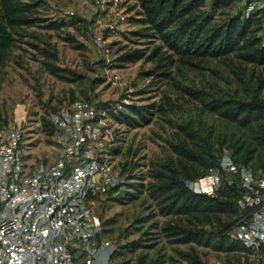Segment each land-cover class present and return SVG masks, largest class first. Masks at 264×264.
<instances>
[{
    "label": "rangeland",
    "instance_id": "1",
    "mask_svg": "<svg viewBox=\"0 0 264 264\" xmlns=\"http://www.w3.org/2000/svg\"><path fill=\"white\" fill-rule=\"evenodd\" d=\"M140 9L138 0H110L104 9L95 0H43L24 13L29 23L8 25L16 41L0 64V124H16L30 161L50 162L58 154L56 107L73 98L114 110L130 106L120 116L105 114L115 140L111 152L125 176L97 207L116 263L240 264L255 255L234 237L228 209L168 212L170 200L153 192L174 167L200 173L205 166L197 157L204 150L248 155L250 164L264 165V58L251 53L264 46V19L238 44L217 47L210 36L243 18L242 2L205 0L188 16L196 27L182 33L190 48L180 52L137 21ZM117 10L126 20L109 32ZM60 17L82 24L47 27ZM96 35L107 37V50ZM137 53L142 57L131 61ZM242 103L253 108L249 124L227 115ZM191 232L196 239H185Z\"/></svg>",
    "mask_w": 264,
    "mask_h": 264
},
{
    "label": "built area",
    "instance_id": "2",
    "mask_svg": "<svg viewBox=\"0 0 264 264\" xmlns=\"http://www.w3.org/2000/svg\"><path fill=\"white\" fill-rule=\"evenodd\" d=\"M108 1L95 4L104 9ZM241 2L246 16L258 12L264 19V0ZM114 15L106 25L109 32L126 20L120 10ZM95 40L108 49L106 36ZM109 110L99 108L96 100L78 98L56 107L51 122L58 154L50 162L30 161L16 124H0V264H118L97 211L99 198L125 181L111 152L115 140L105 117ZM219 160L186 182L209 195H218L226 184L243 187L233 235L255 256L240 264H264V170L240 164L230 153Z\"/></svg>",
    "mask_w": 264,
    "mask_h": 264
},
{
    "label": "trees",
    "instance_id": "3",
    "mask_svg": "<svg viewBox=\"0 0 264 264\" xmlns=\"http://www.w3.org/2000/svg\"><path fill=\"white\" fill-rule=\"evenodd\" d=\"M141 11L137 18V21L146 23L150 25V28H153L160 37L173 49L180 52H187L189 50L188 39L183 37V34H187V28H195L193 20L188 19L192 10H194L200 4H203L205 0H138ZM226 3H229L231 0H225ZM239 1V0H238ZM43 3V0H3L2 16L5 17L6 23L0 20V64L6 61L8 57L9 50L14 45L16 38L12 30L8 25L16 24H26L29 23L30 18H27L26 14L28 11H31L34 7H39ZM241 11V10H238ZM242 12L243 18L239 20V17L231 19L230 25L224 29L214 32L213 36H210L209 42L216 43L219 45H226L228 42L233 41V45L238 44L242 37H244L249 29L253 26H257L260 29L261 25H257L259 22L263 21V18L258 16V12H253L249 16H246ZM189 16V17H188ZM184 19L183 23L179 27L173 30L171 27L177 22L178 19ZM81 18H72L70 21L64 17L51 19L47 27H61L68 26L74 23H77ZM181 32V33H178ZM251 53L252 57L261 56L264 58V46L261 49H255ZM142 57L141 53L135 54L134 58H131V61L139 59ZM73 100V99H72ZM106 102L98 103L99 108H102L107 105ZM130 107V106H128ZM112 109L111 111L116 116H120L128 109ZM252 106L249 104L247 107L245 104H241L236 107L235 110H228L227 115L233 119L239 121L242 125L251 123L255 117L252 112ZM264 142V141H260ZM204 150L201 154L198 155V160L205 167L200 173L193 175L191 170L187 168L184 172L183 169L174 167L177 171L174 174H167L166 180L160 181L155 185L153 194L156 198L161 197L163 201H169L167 205L168 212H181L183 209L188 210H203L207 209L208 211H224L228 209L233 216L231 221H235V215L237 212V199L243 193V187L238 183L226 184L223 186L222 190L218 195H209L205 192H197L191 189L186 182L188 179H193L201 176L205 173L209 167L216 166L219 164V158L217 154L211 152H205ZM223 154V153H222ZM234 160L240 164H249L256 171L264 170V165L255 166L250 164V156L246 155L244 160L240 159L235 153H230ZM191 230V229H190ZM192 233H189L185 239H196L192 236ZM209 241V238L207 239ZM247 253L254 252L253 248L247 244L242 243ZM264 251V247L262 249ZM249 259V256L246 258Z\"/></svg>",
    "mask_w": 264,
    "mask_h": 264
}]
</instances>
